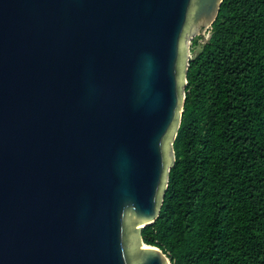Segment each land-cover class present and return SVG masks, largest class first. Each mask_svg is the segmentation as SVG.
<instances>
[{"label":"water","instance_id":"water-1","mask_svg":"<svg viewBox=\"0 0 264 264\" xmlns=\"http://www.w3.org/2000/svg\"><path fill=\"white\" fill-rule=\"evenodd\" d=\"M222 1L0 0V264H171L141 229Z\"/></svg>","mask_w":264,"mask_h":264},{"label":"trees","instance_id":"trees-1","mask_svg":"<svg viewBox=\"0 0 264 264\" xmlns=\"http://www.w3.org/2000/svg\"><path fill=\"white\" fill-rule=\"evenodd\" d=\"M210 33L189 60L175 163L141 235L171 264H264V0H223Z\"/></svg>","mask_w":264,"mask_h":264},{"label":"rangeland","instance_id":"rangeland-1","mask_svg":"<svg viewBox=\"0 0 264 264\" xmlns=\"http://www.w3.org/2000/svg\"><path fill=\"white\" fill-rule=\"evenodd\" d=\"M210 34H211L210 33V27H208L207 30L204 32V34L197 38V43H194L193 39H191V41L189 43H187V48H188V51H189V54H190V56H189L190 59L193 58L195 53L198 52L202 48V43L209 38ZM184 81H185V84H184V87H183V91L185 90V87H186V84H187L185 76H184Z\"/></svg>","mask_w":264,"mask_h":264}]
</instances>
